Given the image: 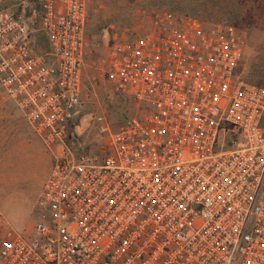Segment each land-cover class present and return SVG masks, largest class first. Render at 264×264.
Listing matches in <instances>:
<instances>
[{"label":"built area","instance_id":"built-area-1","mask_svg":"<svg viewBox=\"0 0 264 264\" xmlns=\"http://www.w3.org/2000/svg\"><path fill=\"white\" fill-rule=\"evenodd\" d=\"M88 13L0 5V108L53 154L31 228L0 216V264H264V82L243 77L236 27L164 9L106 24L102 75L133 103L113 128L86 109Z\"/></svg>","mask_w":264,"mask_h":264},{"label":"rangeland","instance_id":"rangeland-1","mask_svg":"<svg viewBox=\"0 0 264 264\" xmlns=\"http://www.w3.org/2000/svg\"><path fill=\"white\" fill-rule=\"evenodd\" d=\"M0 5L17 15L27 14L38 0H0ZM193 13L198 17L226 22L236 27L242 41L243 77L264 82V0H89L86 35L89 40L85 68L86 109H102L113 128L120 126L133 111V103L116 93L102 75V52L95 47L99 31L112 24L121 32H132L147 23L157 10ZM93 130L85 132L84 143L97 145ZM90 148V147H89ZM53 154L12 102L0 108V200L17 194L30 213L24 229L34 221V201L48 175ZM0 230V239H1Z\"/></svg>","mask_w":264,"mask_h":264},{"label":"clouds","instance_id":"clouds-1","mask_svg":"<svg viewBox=\"0 0 264 264\" xmlns=\"http://www.w3.org/2000/svg\"><path fill=\"white\" fill-rule=\"evenodd\" d=\"M0 216L7 227L16 232L23 231L30 219V213L23 207L17 194L0 200Z\"/></svg>","mask_w":264,"mask_h":264},{"label":"trees","instance_id":"trees-1","mask_svg":"<svg viewBox=\"0 0 264 264\" xmlns=\"http://www.w3.org/2000/svg\"><path fill=\"white\" fill-rule=\"evenodd\" d=\"M3 7H5V6H3ZM6 8H8V7H6Z\"/></svg>","mask_w":264,"mask_h":264}]
</instances>
